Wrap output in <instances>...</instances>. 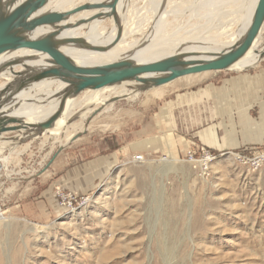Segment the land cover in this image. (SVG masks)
Wrapping results in <instances>:
<instances>
[{
	"label": "rangeland",
	"instance_id": "rangeland-1",
	"mask_svg": "<svg viewBox=\"0 0 264 264\" xmlns=\"http://www.w3.org/2000/svg\"><path fill=\"white\" fill-rule=\"evenodd\" d=\"M92 1L73 0L74 5L65 8H70V15L62 21L73 23L74 29L79 26L76 34L81 39L88 33L85 25L96 20L91 19V10L102 6L104 0L90 6ZM240 1L168 0L170 14L164 29L170 35L177 31L182 38L200 32L195 36L217 37L227 43L240 25L239 18L232 21L227 13ZM134 2L128 20L130 27L143 29L134 35L139 39L152 26L151 5L149 0ZM123 4L121 18L130 2L123 0ZM104 12L110 13L107 9ZM85 18L91 20L86 23ZM104 23L109 29L108 17ZM261 31L253 53L264 47V28ZM194 41L179 47L196 45ZM263 59L245 66L255 67ZM19 69L16 66L12 70ZM211 73L198 74L197 79ZM6 82L0 77V86ZM168 86L109 104L112 96L105 107L90 106L92 110L83 119L77 112L58 136L48 132L22 140L16 138L18 133L0 137V158H4L0 202L5 210L4 220L0 221V264H264V166L248 172L237 166L230 154L217 157L208 177L184 162V157H144L142 162H132L128 157L88 195L85 205L47 220L32 222L24 218L12 202L30 181H36L55 155L80 147L89 136L110 130L116 118L122 117L120 110L147 109ZM125 89L133 88L127 85ZM86 92L76 98L87 99L95 93ZM69 135L71 140L66 142ZM1 138L9 139L7 145L14 146L8 147ZM12 139L20 140L19 144Z\"/></svg>",
	"mask_w": 264,
	"mask_h": 264
},
{
	"label": "crops",
	"instance_id": "crops-1",
	"mask_svg": "<svg viewBox=\"0 0 264 264\" xmlns=\"http://www.w3.org/2000/svg\"><path fill=\"white\" fill-rule=\"evenodd\" d=\"M222 73L176 81L147 109L120 110L110 130L53 157L13 199L19 213L32 222L58 216L63 210L56 189L92 194L112 169L135 155L173 160L193 146L217 157L264 148V59L250 69ZM17 139L12 140L19 144Z\"/></svg>",
	"mask_w": 264,
	"mask_h": 264
},
{
	"label": "bare ground",
	"instance_id": "bare-ground-1",
	"mask_svg": "<svg viewBox=\"0 0 264 264\" xmlns=\"http://www.w3.org/2000/svg\"><path fill=\"white\" fill-rule=\"evenodd\" d=\"M26 1L27 0H1L0 3L2 4L1 6H3V4L11 2L12 3L10 6L11 8L8 9V11H10L11 9H13V7L19 6L25 3ZM35 1L36 0H33V2ZM126 1L127 2L129 1L130 4H129V9L127 7L128 4L125 6V10L128 9V11L125 14L124 18H121L120 16V13H122V10L124 9L123 0L117 1L114 14L108 17L110 21L109 29H106L104 23L106 17H102V15L108 14L107 12L103 13L104 9H107L108 11L110 10L108 8H104L103 5L111 4L112 0H104L103 5L96 7L97 9L93 7V9L91 10L92 11L91 15L93 17L91 19H96L94 21L95 25L92 22L87 23V21H90L91 19L89 20L85 18V21L87 23L85 26L88 28V33H86L83 36V39H81L76 34V30L79 28V26L76 27L73 26L76 29L71 28L73 23H69V22L64 23V21L62 20H60L59 22L53 25L36 26L32 31L25 32L23 37L29 40H39L52 33H56V36L53 38V41L55 42L64 41V40H73V41L79 40L81 41L80 43L83 46L105 49L104 51L101 52L90 51L88 49L78 48V46L75 45V43L73 42H68L61 46H58V50L60 53H62L66 58H68L74 65L83 68L101 67L107 64L120 61L122 59H128L138 65L146 64L162 58H166L176 53L181 54V53L195 52L196 54L210 53L215 55V54H219L220 51L228 48L234 43H239L244 39V37L246 36V32L250 26L252 16L258 0H241L239 2V5L236 6L233 11L227 13L228 15L230 14V19L232 21L237 18L240 19L238 32L236 30L237 33L234 34L233 37H231L229 42L227 43L220 42L217 37L214 38L211 36H207L204 39L200 37H196L195 34L200 32L187 34V37L185 36V38L184 37L182 38V36L179 37L177 31H175L176 34L175 32L172 33L171 35L167 34L164 28L167 22L166 17L167 15L170 14V11L167 9L168 0H149L151 5V7H149L151 8V10L149 11L151 12L150 21H152V26L150 27L149 31L147 30L148 32L144 34L141 38L135 39L134 35L136 33H139V31L143 29H141L140 27L137 28L130 27L128 16L132 12L130 8L134 5L135 2L134 0H126ZM72 2L73 0H53L49 2L48 0H46L42 6L37 8L31 14L29 20L40 17L42 15L44 16L46 14H51V13L62 14L65 13V11L69 12L70 8L74 5V3ZM99 2L100 0H95L94 2L92 1V3H90L89 5L95 6V4H98ZM78 6L80 7L81 5ZM67 7H70L68 8V11L65 9ZM136 12L134 13L136 14ZM88 14L85 17H87ZM79 18L80 16L78 17V19ZM118 35H119L118 41L114 45H112V42L116 39ZM257 37L252 42V45L250 46L247 53L240 60H238V62L235 63V65H233L231 69L236 71H241L245 69L244 67L246 68L253 67V66L247 67L245 66V64L251 65L253 61L256 62L260 61L261 59L260 54L263 49L253 53L254 48L257 44V42H255ZM189 38H191L192 40H189ZM191 41H194L196 45L183 46V48L179 47L181 46V44L182 45L189 44ZM171 43H176L177 46L172 45ZM13 52L18 53L17 56L10 55ZM47 58L48 57L45 54L31 50L29 48H18L16 50L6 52L0 56V67H2L7 63H11L13 61H20V62L22 61V63L26 66V70L25 68L22 69V66H18L20 67L18 71L25 70L24 71L25 74L29 75L31 69H33V71H38L39 69L41 70L42 68L47 67L46 65V62L48 60ZM213 59L215 58L208 57L205 55L201 56L200 58L194 57V60L197 61L213 60ZM241 67H243V69H238ZM207 73L210 72L208 71V72L196 73L181 78L197 79V77H200L198 76V74H207ZM0 77L5 78V81H7L5 84H2L0 86V89L6 86V84H10L14 78L8 70L0 74ZM144 77L145 76H143L142 78ZM153 77L155 76H152V78ZM181 78H178L175 81L180 80ZM172 82L162 85L160 87L149 89L147 91L150 90L159 91L161 89H164ZM126 85H130L133 89L131 90L125 89ZM65 86L66 85H63L57 80L41 81L32 84L30 87L22 91L17 96V100L22 102V104L18 108L12 107L10 109V112L7 113V118H11V117L23 118V120L26 122L25 124H38L43 122L45 119L48 118L50 114H52L57 109L59 105V99L58 98L56 99L55 97L61 94ZM140 86H141L140 84L135 82L122 83L121 85H114L112 87H106L100 90L90 91L95 93H93V95H88L87 99H77L76 97L74 99H68L65 103L61 117L55 122L52 129L48 130V132L56 136L60 135L64 125H66L68 123L67 121L71 119L77 112L78 114L82 113L80 118L83 119L86 116V114H88L92 110L89 109L90 106L97 108L98 106L101 105L104 106L105 102H107L110 98H112V96L116 98L135 97L139 93L137 91L140 88ZM41 88L44 89V91H41L40 90ZM88 91L89 90H87V92ZM27 133H29L28 129L25 131L23 130L19 134H17L16 137L18 139H24ZM3 136L5 135L3 134L1 137ZM71 136L72 135H69L66 138V142L71 140ZM1 139H3L4 144L7 145L6 141H8L9 139L8 140H5V138H1ZM7 146L13 147L14 144H8Z\"/></svg>",
	"mask_w": 264,
	"mask_h": 264
},
{
	"label": "water",
	"instance_id": "water-1",
	"mask_svg": "<svg viewBox=\"0 0 264 264\" xmlns=\"http://www.w3.org/2000/svg\"><path fill=\"white\" fill-rule=\"evenodd\" d=\"M45 1L36 0L33 2V0H27L23 4L13 7L10 11L8 9L11 8V2L5 3L3 6L0 3V56L18 48H29L48 57L46 62L47 67L38 71L31 69L29 75L25 74L26 66L22 61H13L0 67V74L8 70L15 78H13L10 84H6V86L0 89V137L8 133L19 134L21 131L27 129L29 133H27L25 138H35L48 134V130L52 129L55 122L61 117L66 101L74 99L80 93L87 90L95 91L114 85H121L122 83L135 82L141 85L137 92H145L149 89L168 84L178 78L196 73L235 71L231 67L247 53L264 23V0H258L244 39L220 51L219 54L176 53L146 64L138 65L128 59H122L101 67L83 68L74 65L60 53L58 46L73 42L78 48L90 51L101 52L105 49L83 46L79 40L55 42L53 38L56 36V33H52L39 40H29L23 37L25 32L32 31L36 26L53 25L70 15L69 12L66 14L51 13L29 20L31 14L42 6ZM117 1L112 0L111 4H106L107 6L103 5L104 8L110 10V13L102 15V17H110L114 14ZM118 39L119 35L112 42V45ZM203 55L215 59L194 60V57L200 58ZM260 56L264 58V47ZM14 66H22V69L25 68V70L15 72L12 70ZM247 69L249 68H245L244 70ZM143 76L145 77L142 78ZM152 76L155 77L152 78ZM56 80L66 86L63 88L64 90L61 94L55 97L59 99V105L47 119L38 124H25L26 122L23 118H7V113L10 112L12 107L18 108L21 106L22 102L17 100V96L22 91L34 83ZM119 99L121 97H114L111 99L112 101L110 100V103L108 100L103 105L112 104ZM5 140L8 139L5 138Z\"/></svg>",
	"mask_w": 264,
	"mask_h": 264
},
{
	"label": "built area",
	"instance_id": "built-area-1",
	"mask_svg": "<svg viewBox=\"0 0 264 264\" xmlns=\"http://www.w3.org/2000/svg\"><path fill=\"white\" fill-rule=\"evenodd\" d=\"M232 161L248 172H255L264 166V148L254 150L248 154L232 153ZM132 162H142L144 159L140 155L132 156ZM217 159L210 150L206 148H190L186 151L183 161L192 165L202 176H209L210 166ZM4 158H0V176L3 171L2 163ZM35 173V171L33 172ZM32 173V174H33ZM57 205L64 212H74L89 201L88 195H78L73 192H65L60 189L55 190ZM5 210L0 202V221L4 220Z\"/></svg>",
	"mask_w": 264,
	"mask_h": 264
}]
</instances>
